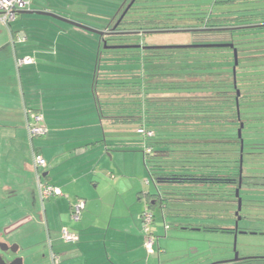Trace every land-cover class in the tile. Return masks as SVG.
<instances>
[{
  "label": "crops",
  "instance_id": "obj_1",
  "mask_svg": "<svg viewBox=\"0 0 264 264\" xmlns=\"http://www.w3.org/2000/svg\"><path fill=\"white\" fill-rule=\"evenodd\" d=\"M36 1L18 13L0 41V202L5 208L10 205L0 218V241L11 246L10 241L25 240L28 247L36 246L42 241L34 235L41 222L48 249H29L21 255L22 264H173L163 263L168 251L166 242L160 240V234L168 230L169 198L139 182L140 156L135 158V149L142 146L136 130L139 125L123 122L125 117L140 115L139 88L123 85H130L135 76L139 81L141 71L126 67L123 54L100 50L101 36L109 32L125 2L118 6L121 0H95V7L93 0H85L93 5L85 8L84 0ZM40 12L104 34L87 35L81 27ZM24 56L32 57L33 62L17 67L16 58ZM126 74L128 80H123ZM28 110L42 115L44 134L29 137ZM33 151L45 161L41 180L59 188L61 195L46 200L38 221L27 214L5 218L18 214L19 204L36 207L39 195ZM142 159L146 168L144 154ZM147 180L149 184L151 179ZM150 194L159 202L150 201ZM78 200L84 201V208L74 220L70 211ZM149 205L156 243L152 254L144 248L140 229L142 212ZM158 209L161 221L156 217ZM176 220L179 231L200 230L195 222ZM62 227L76 233L78 239L63 241ZM224 227L234 231L229 232L232 236L238 228L236 223ZM52 253L57 256L55 262Z\"/></svg>",
  "mask_w": 264,
  "mask_h": 264
},
{
  "label": "trees",
  "instance_id": "obj_2",
  "mask_svg": "<svg viewBox=\"0 0 264 264\" xmlns=\"http://www.w3.org/2000/svg\"><path fill=\"white\" fill-rule=\"evenodd\" d=\"M128 1L125 2L123 10ZM146 1L134 0L122 17L121 10L109 32L101 36L102 44L123 37L131 38L136 34L181 29L204 33H228L231 37L229 41L215 43H232L236 48V45L243 46L255 42L257 38L253 36L255 34L253 31L264 27V13L258 8L236 10L237 13L226 6V9L214 10V5L218 3L226 5L234 0H213V7H210L208 0L203 4H192L186 0L170 3L169 0H165L162 5L154 3L150 5L146 4ZM122 2L121 0L118 6ZM140 2L143 3L139 5ZM163 8L168 9V14L165 15H187L189 20L197 21L198 24L178 26L168 21L170 19H161ZM112 17L113 14L109 16V20ZM234 32L252 39L234 40ZM242 46L237 49L236 70L241 57L239 55L245 52ZM134 48L136 49L123 55L128 64L140 63L135 67L141 71V77L138 81L135 76L130 85L125 82L123 86L139 88L141 111L138 117L133 119L132 116H128L123 122L134 121L139 127L144 126L145 129L153 130L154 135L145 140L152 148V152L144 154L143 150L144 162L151 181L155 185L204 187L210 189L209 191L225 189L227 193L232 194L236 189L240 190L243 174L240 156L244 154V149L239 150L242 135L239 137L237 130L240 123L243 124L241 134L246 127L240 106L247 96L240 93L237 77L234 85L233 48L216 45ZM196 49L200 51L196 52ZM229 51L230 55H226L225 52ZM151 93L160 96L151 98L149 96ZM143 141L142 137V146ZM149 197L155 204L159 202L156 195L150 194ZM148 207L151 209L150 205ZM203 228L226 233L233 231L225 227ZM210 264H264V256H243L237 260H223Z\"/></svg>",
  "mask_w": 264,
  "mask_h": 264
},
{
  "label": "rangeland",
  "instance_id": "obj_3",
  "mask_svg": "<svg viewBox=\"0 0 264 264\" xmlns=\"http://www.w3.org/2000/svg\"><path fill=\"white\" fill-rule=\"evenodd\" d=\"M94 1L95 0H93V4L96 7L97 3ZM122 1L126 2L127 0ZM164 1L165 0H147L146 4L151 5V3H154L162 5L165 3ZM169 1L171 3L176 0ZM186 1L192 4H203L205 2V0ZM208 1L210 3V7H213V0ZM32 2L33 4L37 3L36 0H31V3ZM130 2H132V0H129L127 5L130 4ZM142 3L143 2H140L138 4L140 5ZM83 4L85 8L93 7L91 2H87L85 0ZM225 6L227 9L234 11V13H237L236 10H243L249 7L258 8L260 12L264 13V0H234L226 5L218 3L214 5V10L220 11V9H226ZM162 10H164V13L162 12V16H160V18L170 19L168 21L174 22L178 26L198 24L197 21L189 20L187 15H165V13L168 14V9L163 8ZM7 32V28L0 23V41L4 39ZM81 32L90 36H94L95 34L99 35L95 32L87 30H82ZM253 32L255 33L253 36H256L257 38L255 42H249L248 44H243V46L242 44L239 45V49L240 46H242L245 49V53L243 52L241 55H239L241 57L239 58V65L236 70V77L240 87V93L247 96L240 106V112L242 118L245 119L246 127L241 134L244 154L242 155L243 158L241 163L243 174L239 195L241 198V208L238 215L239 217L235 216V213L238 209V198H236V196H234L232 193H227L225 189H213L209 191L210 189L204 187L185 188L175 184H158L155 186V184L150 181L148 171L146 170L143 163L142 146L135 149V158H137L136 154L140 156L138 157L140 162L139 182L142 183L143 186L148 187L153 193H164L169 198L166 209V211L169 212L166 213L168 215V230L166 231L165 235L160 234V240L161 242H166V248L168 251V253L163 256V263H182L181 260L184 259H191L193 261L198 259L195 260L194 263L192 262V264H210L223 260H231L234 259V242L236 243V251L238 252L239 256L238 258L243 256L247 257L253 255H264V27ZM241 34L242 33L234 32L233 39L239 41L242 38H251L242 36ZM230 39L231 37L228 33H204L202 31H187L181 29L170 31L158 30L148 32L143 35L136 34L131 38L123 37L119 40H109L107 42L108 44H102L100 50L101 52H111L110 54H124L128 51L135 50L136 48H109L108 46H130L139 44L140 46L170 47L197 45L204 42H225L229 41ZM199 51V49H196V52ZM225 54L230 55V51L225 52ZM101 57L102 64H104L103 62L106 61L103 59V54ZM125 58L123 57L122 59L125 60ZM115 60H117V58H115ZM139 65L140 63L137 62L127 65L125 63L126 67ZM130 71H126V73H131ZM123 80H128L127 74L124 76ZM149 96L151 98H155L159 97L160 94L151 93ZM103 110H105V108ZM125 154L132 155L133 153ZM147 179L150 181L149 184L146 183ZM45 202H41L39 198L36 201V207L28 206L22 208L19 204V207L16 208L19 213L15 214L16 216H7L5 218H16L17 216L22 217L27 214L31 218H36L38 221V219L43 217ZM14 204L16 205V203ZM3 206L5 205H3L1 201L0 218H4L3 215H6L5 209L10 205H8L6 208ZM156 217L158 221H161L162 215L159 209L156 211ZM176 218H180V221L184 223L195 222L199 225L200 228H198L200 230L194 231L192 227H190L187 230L179 231L177 227L178 220H176ZM39 223L41 224V222ZM39 223L36 225L37 232L34 235H38V241H42L36 242V246L33 247L46 250V248L48 249L47 236L45 235V239L41 232V225ZM233 223H237V227L242 228L238 230L239 232L236 235V239L234 235L232 236L229 233L222 232L220 230H209L203 228L210 226L228 227V225H232ZM152 225L150 226L151 230ZM140 229L145 239L142 223L140 225ZM44 230L45 229H43V231ZM36 239L37 237H35L33 240H29V243L36 241ZM9 243L16 244L20 246V248L16 252H2L5 259L7 260L16 258L22 259L21 255H24L26 251L33 248L30 246L28 247L29 244L25 240H16V242L10 241ZM153 247V250L150 251L144 246L146 252L149 254H152L156 250V243Z\"/></svg>",
  "mask_w": 264,
  "mask_h": 264
},
{
  "label": "built area",
  "instance_id": "obj_4",
  "mask_svg": "<svg viewBox=\"0 0 264 264\" xmlns=\"http://www.w3.org/2000/svg\"><path fill=\"white\" fill-rule=\"evenodd\" d=\"M31 4V0H0V23L3 24L6 28H9L11 22H13L18 13L22 10L29 8ZM17 39H20L17 37ZM16 66L20 67L23 64H29L33 62V58L30 56L18 57L16 58ZM29 115L30 121L27 122V129L29 137L32 138L34 136H39L46 132L45 126L42 124V115L40 113H36L34 111H27ZM137 133L140 134L143 138V150L144 154H149L152 152V148L146 143V139L152 137L154 135L153 130L145 129L144 126H140L137 129ZM33 166L36 174L38 195L41 202H45L46 200L61 195V191L59 188L44 182L41 180L40 169L44 167L45 161L41 155L33 151ZM148 182V180L146 181ZM84 208V201L78 200L71 207L70 216L74 220H78L80 214ZM153 212L146 208L141 215L142 219V227L145 233L144 246L148 248V250H153V233L150 229V226L153 223ZM60 237L65 242H74L78 239L76 233L68 230L66 227H62L60 231ZM52 259L55 262L57 260V256L52 253Z\"/></svg>",
  "mask_w": 264,
  "mask_h": 264
},
{
  "label": "water",
  "instance_id": "obj_5",
  "mask_svg": "<svg viewBox=\"0 0 264 264\" xmlns=\"http://www.w3.org/2000/svg\"><path fill=\"white\" fill-rule=\"evenodd\" d=\"M134 0H132V2H130V4L127 5V7L125 8V10H123L122 14H121V17L125 14V12L128 10V8L130 7V5L133 3ZM40 13H43V14H48V15H51L53 17H56L60 20H63V21H66L70 24H73V25H76L78 27H81L85 30H88V31H91V32H95L99 35H103L104 33L101 32V31H97V30H94V29H91L89 27H86L84 25H81L79 23H76V22H73V21H70V20H67V19H64V18H61V17H58L56 15H53V14H50V13H45V12H40ZM120 17V18H121ZM104 44H106L104 42ZM213 46V45H216V46H228V47H232L233 48V58H234V65H233V68H232V72H233V77H234V85H235V77H236V66L238 64V58H237V51L236 49L234 48L233 44L232 43H214V44H197V45H188V46ZM109 48H127V47H140V45H130V46H108ZM147 47H158V46H147ZM238 93V91H237ZM243 127V124L240 123V128L237 130L238 131V136L241 137V128ZM242 141H241V147H240V150L242 151ZM241 158V156H240ZM235 196L238 198L237 199V202H238V209H237V212L236 214L239 213V210L241 208V198L239 197V189H236L235 190ZM237 225V223H236ZM238 229H236V234L238 233ZM236 234L234 235L235 239H236ZM11 251V252H16L18 250V245L16 244H12L11 246H8L6 243L4 242H1L0 241V264H22V260L20 258H16V259H12L10 261H6L3 256H2V252H6V251ZM233 251H234V260H237L238 259V252L236 251V243L234 242L233 244Z\"/></svg>",
  "mask_w": 264,
  "mask_h": 264
},
{
  "label": "flooded vegetation",
  "instance_id": "obj_6",
  "mask_svg": "<svg viewBox=\"0 0 264 264\" xmlns=\"http://www.w3.org/2000/svg\"><path fill=\"white\" fill-rule=\"evenodd\" d=\"M235 49H236V51H237V49H239V46H238V45H236V48H235ZM8 251H9V250H8ZM2 256H3V258L5 259V257H4V254H2ZM5 260H6V261H10V260H12V259H8V260H7V259H5Z\"/></svg>",
  "mask_w": 264,
  "mask_h": 264
}]
</instances>
